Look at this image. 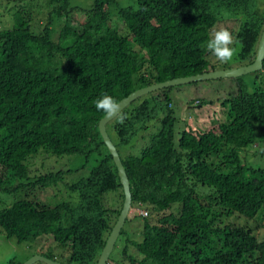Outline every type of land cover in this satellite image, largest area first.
I'll use <instances>...</instances> for the list:
<instances>
[{
	"label": "trees",
	"instance_id": "1",
	"mask_svg": "<svg viewBox=\"0 0 264 264\" xmlns=\"http://www.w3.org/2000/svg\"><path fill=\"white\" fill-rule=\"evenodd\" d=\"M20 1L11 26L0 28V195L26 192L0 209V231L17 243L51 238L63 249L61 261L41 256L62 264H96L124 196L95 101L108 95L118 103L150 85L218 70L206 44L225 21L238 25L237 54L219 69L250 65L264 2L91 0L81 8L70 0ZM29 6L39 14L32 24ZM250 74L253 82L239 77L236 93L222 100L228 121L216 128L177 129L176 87L136 99L121 111L123 124L114 118L106 125L129 181L130 211L155 215L151 223L146 211L134 213L143 220L140 238L123 227L118 257L107 264H264L257 227L222 222L254 221L264 210V166L246 157L264 146V86L257 81L264 60ZM40 154L82 159L74 172L94 164L66 183L71 169L30 166ZM58 186L68 200L49 205L31 197Z\"/></svg>",
	"mask_w": 264,
	"mask_h": 264
},
{
	"label": "rangeland",
	"instance_id": "2",
	"mask_svg": "<svg viewBox=\"0 0 264 264\" xmlns=\"http://www.w3.org/2000/svg\"><path fill=\"white\" fill-rule=\"evenodd\" d=\"M91 0H70V3L72 6H79L81 8H85L89 5V2ZM41 2V0H39ZM264 2V0H263ZM20 0H14V1H5L0 0V28L9 27L11 26V20L13 23V17L12 12L14 10V7L17 9L21 5ZM45 8L44 6H42ZM29 15H32V23H35L37 21V17L39 16L38 9L33 6H29L28 9ZM11 15V16H10ZM237 23L231 22V21H225L217 24L211 31V37L215 31L226 29L228 30L234 37L235 32L237 30ZM212 61L215 60V57L212 56ZM233 64V60L230 62ZM219 66H217L218 70H220V66L223 64L218 63ZM217 71V70H216ZM253 74H247L246 76H243V78L251 83L253 82ZM257 81L259 83H262L264 86V75H261ZM251 89V88H250ZM249 89V90H250ZM237 91V85L236 82L233 79L225 78V79H217L212 81H206V82H198L195 84H187L178 86L171 91V96L173 100L174 105V114L178 119L177 122V129L183 128L186 129V126L191 127L193 130H205V129H211L216 128L219 124L226 123L227 120V107H222L221 102L225 98L229 97L232 94H235ZM204 102H198L201 101ZM204 103V104H201ZM261 148L264 150V146H261ZM255 151L256 149H252L250 151H247V158L248 163L250 166L254 167H261L264 166V152ZM40 151L39 153H41ZM38 153V154H39ZM84 162L82 159L76 158V157H61L56 158L54 156H48L45 154H40L36 157H33V159L30 162V166L33 168H37L38 170H46V171H56L59 169L67 170L71 169L72 173L68 174L67 176H64V182L69 183L71 180H77L81 177H84L88 174L91 165L94 164L93 162H89L88 165H86L83 169H80L79 171L74 172L73 170L80 167V165H83ZM83 172L85 174H83ZM16 183H13L11 186L14 188ZM26 187H23L18 190H15L13 194H1L0 195V209L3 207L10 206L14 201L22 199L24 197V194L26 192ZM64 187L58 186V187H52L48 189H35L33 192L32 198L47 203L49 205H55L58 202L66 201L68 200V197L65 198L63 194ZM112 194V193H110ZM108 195V194H107ZM107 195L105 196V202L104 205L107 208H112L111 204H107ZM63 197V198H62ZM146 211L148 213L147 218H149L151 223L155 222V215H150L149 211L144 209H138L134 210L132 209L130 211V217H128V221L124 224V230L128 231L129 233H133L132 236H134V239H139L143 220L138 215L137 218H133L134 213L139 214V212ZM144 213H142L143 215ZM223 224H231V225H246L250 227H257L255 229L256 236L259 240H261L264 237V229L262 228V225H264V210L260 212V214L256 217L254 221H248L245 222L243 219L233 216L230 219H223ZM123 236L119 238L118 241H116V249H114L110 256L111 258L117 259L118 257V245L120 246V242L122 241ZM52 253L53 256H55V259L61 261L63 255V249L59 248L52 240L51 238H41L38 240V242L30 243V242H23V243H17L15 239L13 238H6L3 233L0 231V264H9L11 261H14V263H22L25 264L26 262L30 261L35 256H41V254H48ZM55 260V261H57ZM57 261V262H59ZM61 263V262H60ZM33 264H44L42 262H34Z\"/></svg>",
	"mask_w": 264,
	"mask_h": 264
},
{
	"label": "water",
	"instance_id": "3",
	"mask_svg": "<svg viewBox=\"0 0 264 264\" xmlns=\"http://www.w3.org/2000/svg\"><path fill=\"white\" fill-rule=\"evenodd\" d=\"M263 60H264V26L262 29V33H261L258 45H257L255 59L250 65L241 66V67L232 68V69L209 71V72L199 74L196 76L172 79V80H168L162 83H157L154 85H150V86L138 89L118 102L119 110L122 111L125 107H127L133 101H135L136 99L148 93L161 90L164 88L178 87V86L197 83V82H206V81L225 79V78H230L236 81L239 77L245 76L253 72L261 71ZM114 118L115 117L106 118L104 115L98 123V131L117 169L119 182L122 187L124 199H123L121 211L106 239L105 246L103 247L96 264H107L108 258L111 252L113 251L114 245L119 237L121 229L124 226V223L127 219V216L129 214L130 207H131V194H130L129 181L126 176L123 165L120 161L119 154L116 151V148L113 145L112 141L110 140L107 134V131H106V125ZM34 262H42L44 264H62L60 262L48 259L40 255L33 257L30 261L26 262L25 264H33Z\"/></svg>",
	"mask_w": 264,
	"mask_h": 264
},
{
	"label": "clouds",
	"instance_id": "4",
	"mask_svg": "<svg viewBox=\"0 0 264 264\" xmlns=\"http://www.w3.org/2000/svg\"><path fill=\"white\" fill-rule=\"evenodd\" d=\"M237 43L238 40L236 37L228 30L221 29L213 33L212 38L207 41L206 48L218 62L227 64L231 62L237 54V49L235 47ZM95 107L98 111H102L106 118L115 117L121 124L127 119V116L121 114L119 104L111 96L104 95L97 99L95 101Z\"/></svg>",
	"mask_w": 264,
	"mask_h": 264
},
{
	"label": "built area",
	"instance_id": "5",
	"mask_svg": "<svg viewBox=\"0 0 264 264\" xmlns=\"http://www.w3.org/2000/svg\"><path fill=\"white\" fill-rule=\"evenodd\" d=\"M145 215V214H144Z\"/></svg>",
	"mask_w": 264,
	"mask_h": 264
}]
</instances>
